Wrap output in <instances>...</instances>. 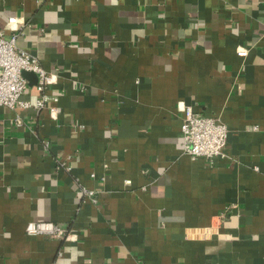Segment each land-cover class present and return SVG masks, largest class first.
Instances as JSON below:
<instances>
[{
  "label": "crops",
  "instance_id": "1",
  "mask_svg": "<svg viewBox=\"0 0 264 264\" xmlns=\"http://www.w3.org/2000/svg\"><path fill=\"white\" fill-rule=\"evenodd\" d=\"M10 17L61 113L0 107V264H264V0H0ZM180 103L227 125L224 159L185 154Z\"/></svg>",
  "mask_w": 264,
  "mask_h": 264
},
{
  "label": "built area",
  "instance_id": "2",
  "mask_svg": "<svg viewBox=\"0 0 264 264\" xmlns=\"http://www.w3.org/2000/svg\"><path fill=\"white\" fill-rule=\"evenodd\" d=\"M23 26L20 18L10 17L5 31L0 32V107L10 110H25L27 112H41L48 110L53 120H57L61 113L58 107L59 98L46 93L47 88L57 82L58 74L48 72L39 59L18 46L20 30ZM240 57L246 58L249 50L240 48ZM30 73L36 76L34 85L24 76ZM36 93L32 92V89ZM178 109L183 113L182 136L184 152L193 160L203 159L213 165L217 159L226 157L225 149L228 143L229 129L218 117L198 114L192 106L180 103ZM18 127L23 126L21 118L15 120ZM50 143L45 142V148ZM64 165V164H62ZM84 194L97 203L96 194L92 190H83ZM26 232L30 236H45L52 239L74 241L76 236L60 225L50 222H32L28 224ZM63 252L58 254L61 262Z\"/></svg>",
  "mask_w": 264,
  "mask_h": 264
},
{
  "label": "water",
  "instance_id": "3",
  "mask_svg": "<svg viewBox=\"0 0 264 264\" xmlns=\"http://www.w3.org/2000/svg\"><path fill=\"white\" fill-rule=\"evenodd\" d=\"M24 76L31 82V84H32V80H33V78H36V76L35 75H33V74H30V73H25L24 74ZM37 79V78H36ZM35 81H37V80H35Z\"/></svg>",
  "mask_w": 264,
  "mask_h": 264
}]
</instances>
